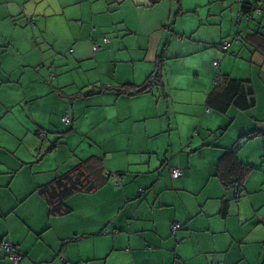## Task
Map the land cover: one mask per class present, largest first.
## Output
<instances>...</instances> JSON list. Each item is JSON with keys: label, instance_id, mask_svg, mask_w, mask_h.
<instances>
[{"label": "crops", "instance_id": "obj_1", "mask_svg": "<svg viewBox=\"0 0 264 264\" xmlns=\"http://www.w3.org/2000/svg\"><path fill=\"white\" fill-rule=\"evenodd\" d=\"M263 41L264 0H0V241L20 264H264ZM226 76L252 110L208 108ZM90 159L113 176L48 204Z\"/></svg>", "mask_w": 264, "mask_h": 264}, {"label": "trees", "instance_id": "obj_2", "mask_svg": "<svg viewBox=\"0 0 264 264\" xmlns=\"http://www.w3.org/2000/svg\"><path fill=\"white\" fill-rule=\"evenodd\" d=\"M259 2L260 1H257L250 5L244 6V14H247L246 16L249 17L253 13L257 12V10H259V13H261V6ZM104 39L108 40V38H103V40ZM241 39H239L238 42H240ZM103 40L101 43H103ZM109 41L110 40H108V42ZM97 43L101 44L99 42ZM163 70L164 69L162 66H157L154 75L152 74L142 87L138 88L136 86L127 84L118 86L114 89L119 95L134 96L136 94L143 93L152 89L154 84L155 86H162ZM216 83L217 85L215 90L209 95L207 100L208 108L210 107L217 113L223 114L231 107L237 108L240 111L252 110L255 107L254 93L252 91V87L248 82L233 79L226 76L221 77L219 80L216 81ZM67 110L69 111V109ZM93 160L94 159H90L85 162H82L62 177L57 178L52 184L41 188L39 192L45 196L47 203L51 204L53 200H58L59 204H62V202L68 197H70L72 194L77 192H89L92 189L99 187L101 184L105 183L109 178L113 176L110 173L106 174V172L104 171L102 160L99 159L97 162H94ZM246 168L250 169L249 167ZM91 177L94 178L96 182L91 183ZM226 179V176H221V180L225 186L235 185V182H227ZM117 184H120V182L117 181ZM1 256L7 258V256L5 255Z\"/></svg>", "mask_w": 264, "mask_h": 264}, {"label": "built area", "instance_id": "obj_3", "mask_svg": "<svg viewBox=\"0 0 264 264\" xmlns=\"http://www.w3.org/2000/svg\"><path fill=\"white\" fill-rule=\"evenodd\" d=\"M257 13H259V10H257ZM238 19H241V18L239 17ZM238 41H239V36H234L231 40H228V41H225L224 43H222L221 48L224 52H228L231 49L232 45L238 43ZM103 43L104 44L108 43V40L104 39ZM93 48H94V50L98 49L99 44L97 42H94ZM214 66H217V62H214ZM217 80H218V78H217ZM207 112L209 113V110H207ZM62 121L65 124H70L71 116H70V113L68 110L65 112V114H63ZM171 176L174 179L181 177V170L179 168H172L171 169ZM180 227H181V224H179V223L174 224V226L172 227V231L175 232ZM1 255L7 256L10 264H19L23 259V255L19 251L18 246H16L12 242L6 241V240H3L0 242V256Z\"/></svg>", "mask_w": 264, "mask_h": 264}, {"label": "rangeland", "instance_id": "obj_4", "mask_svg": "<svg viewBox=\"0 0 264 264\" xmlns=\"http://www.w3.org/2000/svg\"><path fill=\"white\" fill-rule=\"evenodd\" d=\"M229 52H230V51H229ZM229 52H228V55H229L231 58H234V56H232V53H231V52L229 53ZM234 59H235V58H234ZM260 81H261V80H260ZM69 128H70V127L67 126V129H68V130H69ZM70 132H71V131H70ZM73 135H74V136H73ZM68 136H70L69 139H70V138H72V139H77V136H76L75 134L68 135Z\"/></svg>", "mask_w": 264, "mask_h": 264}]
</instances>
